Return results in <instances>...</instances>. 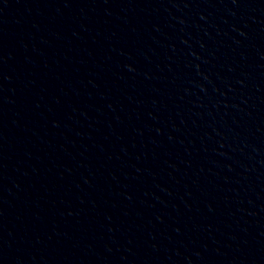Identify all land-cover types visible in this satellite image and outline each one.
Instances as JSON below:
<instances>
[{"label":"water","instance_id":"water-1","mask_svg":"<svg viewBox=\"0 0 264 264\" xmlns=\"http://www.w3.org/2000/svg\"><path fill=\"white\" fill-rule=\"evenodd\" d=\"M0 264H264V0H0Z\"/></svg>","mask_w":264,"mask_h":264}]
</instances>
